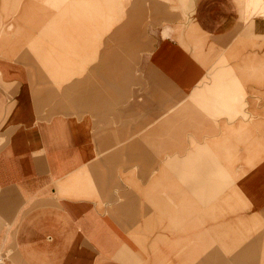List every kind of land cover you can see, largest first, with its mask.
I'll return each instance as SVG.
<instances>
[{
    "label": "crops",
    "instance_id": "1",
    "mask_svg": "<svg viewBox=\"0 0 264 264\" xmlns=\"http://www.w3.org/2000/svg\"><path fill=\"white\" fill-rule=\"evenodd\" d=\"M146 32L122 121L82 113L67 82L98 71V51L67 49ZM223 57L248 118L191 138L177 112L148 123ZM0 250L6 264H264V16L246 0H0Z\"/></svg>",
    "mask_w": 264,
    "mask_h": 264
},
{
    "label": "rangeland",
    "instance_id": "2",
    "mask_svg": "<svg viewBox=\"0 0 264 264\" xmlns=\"http://www.w3.org/2000/svg\"><path fill=\"white\" fill-rule=\"evenodd\" d=\"M150 3L147 2V4ZM163 3L171 2L163 1ZM256 14L264 16V0H246V18ZM85 35L71 34V38L77 42L81 40L79 39L81 36L83 39ZM156 35L147 32L100 33L98 34V49L95 44H93L92 49H85L86 47H83L84 44L81 42L72 44L75 49H67L69 59L74 58V56L77 57V55L83 59L88 52H91V58L96 57L98 51L97 58L92 59L93 62H98V71L91 70L94 65L88 61V63L81 64V68H83L82 81L67 82V85L77 84V89H80L79 92L83 94V96H79L84 104L81 107L82 113L91 112L90 114L96 119L111 118V120L114 119V122L122 121L123 114L118 112L121 111L120 107L123 104H132L140 96L137 95V91L142 90L146 84L140 74L141 59L150 50ZM230 59V57H223L218 60L214 66L216 70L204 79L200 87H196L187 96L180 94L179 105L173 111L159 113L158 119H149L148 117V123L155 120H169V116L177 112L178 118L175 122L177 131L180 136L191 138L193 136L206 137V127L209 126L218 130L217 123L220 118L229 121H234L238 117L248 118V115L241 110L245 104L244 98L246 96L243 86L234 76L231 68L218 70L221 65H227L231 61ZM48 85L53 91V82ZM60 96L56 95L54 98L57 99ZM62 99L65 100V98ZM66 100L69 99L66 98ZM239 106L241 107L239 108ZM192 144H194L193 140L190 148L194 147L196 151L199 147L201 149L197 152H201V146Z\"/></svg>",
    "mask_w": 264,
    "mask_h": 264
},
{
    "label": "built area",
    "instance_id": "3",
    "mask_svg": "<svg viewBox=\"0 0 264 264\" xmlns=\"http://www.w3.org/2000/svg\"><path fill=\"white\" fill-rule=\"evenodd\" d=\"M7 252L5 250H0V264H6Z\"/></svg>",
    "mask_w": 264,
    "mask_h": 264
}]
</instances>
